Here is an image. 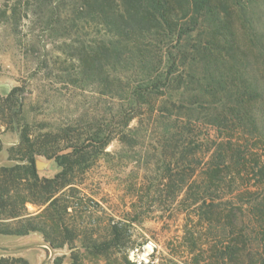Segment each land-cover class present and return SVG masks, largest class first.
Returning <instances> with one entry per match:
<instances>
[{
  "label": "rangeland",
  "instance_id": "obj_1",
  "mask_svg": "<svg viewBox=\"0 0 264 264\" xmlns=\"http://www.w3.org/2000/svg\"><path fill=\"white\" fill-rule=\"evenodd\" d=\"M82 1L0 0V98L18 88L13 109L21 111L13 120L0 115V168L22 163L17 151L24 125L33 140L54 136L51 147L58 155L71 151L63 135L76 123L85 136L87 126L103 123L107 129L113 123L116 135L59 193L71 204L64 215L69 231L58 233L55 244L41 232L0 233V258L8 264H18V258L29 264H261L264 0H211L214 8L228 10L232 47L225 32L212 36L203 17L204 27L181 41L188 58L178 59L175 75L184 81L161 88L164 94L141 113L122 89L139 79L142 42L126 46L117 24L82 11ZM187 4L174 3L181 23L192 16L182 17ZM211 39L220 51L193 62V45ZM97 42H112L123 59L101 55L94 62L91 49ZM146 43L162 58V71L172 61L170 52L182 55L174 38L160 42L154 34ZM213 75L222 79L217 94L205 90ZM191 141L197 153L194 179L183 153ZM218 146H231L229 155L239 150L242 158L229 164L218 181L214 200H208L213 206L201 209L202 201L195 202L199 188L190 190V185L205 180L202 172ZM36 159L42 178L62 170L55 158ZM44 208L27 204L31 215H41ZM5 221L14 223H0Z\"/></svg>",
  "mask_w": 264,
  "mask_h": 264
},
{
  "label": "trees",
  "instance_id": "obj_2",
  "mask_svg": "<svg viewBox=\"0 0 264 264\" xmlns=\"http://www.w3.org/2000/svg\"><path fill=\"white\" fill-rule=\"evenodd\" d=\"M186 1L189 6V11L181 8L183 10L182 17L187 18L191 13L192 16L185 23L180 22V17H175V0L82 1V11L86 8L95 17L105 19L104 21L106 23L108 21L113 25L117 24V29H121L122 34L127 39L126 42L128 44L126 43V46L132 44L134 40H140L142 42L140 44L139 55V64L141 65L139 79H137V82L135 81L132 87L124 86L122 89L124 92H127V99L132 104V109H138L139 113L154 104L153 98L164 94L161 88L170 87L172 83L178 81V78L180 83L182 80L184 81L183 76L177 77L175 75L178 59L184 62L188 58L187 51H184L185 45L181 44V41L189 33L196 32L201 25L204 27L203 23L205 21L203 17L208 18V25H205V28L209 30L212 36H223V32H225L226 37L227 35L230 36L233 34L230 30L227 9L214 8L211 0ZM234 1L240 3L243 0ZM136 34L137 36L135 37ZM154 34H156L160 42L174 38L182 54L180 57L174 56L171 52L168 54L169 59H172V61L167 71H162V58L154 53H150L148 50L146 40ZM226 37L225 40L227 41L229 37ZM124 39L120 41L124 43ZM227 43L231 48L232 41H227ZM96 44V47H92L91 49L94 62H99L101 55L106 58H110L107 57L108 55L111 57L115 55L117 60L123 59V51L119 53L120 51L115 49V46L113 49L111 47L113 45L112 42L110 45L104 44V42H97ZM216 46L218 44L215 39L200 42L197 45H193V55L189 57H192L193 62H196L202 55L205 57L208 55L214 57L215 51H220ZM211 78L205 90H209L214 94L216 91L217 94L218 87L222 86V81H220L222 79L221 77L217 79L214 75ZM17 91L18 88H14L7 98H0V115L2 117L6 116L10 120H13V118L18 119L19 114H21V111L13 109L17 104L15 99ZM243 100L240 98L241 102L239 106L244 103ZM176 105V103H173L172 107H177ZM177 108L179 111L182 109L181 106ZM165 110H169V107L166 106L164 108ZM190 124V122H187L184 129L189 128ZM102 125L103 123H96L95 126H87L89 133L86 136L84 133L86 130L83 131L81 125L76 123V125L71 127L68 126L64 130L65 134L63 135V139L69 141L68 148L71 151L64 155H58L52 151L53 147H51V144L55 141L52 140L54 136L45 134L42 139L33 140L29 126L24 125L22 127L21 143L17 151L20 154L19 158L22 163H17L11 167L3 166L0 168V221L12 220L14 222L9 223L5 221L0 223L1 234L25 236L32 232H41L46 242L55 244L59 237L58 233L69 231V227L64 220V215L68 213L71 204L69 199L59 195V193L62 189L72 184L69 178L76 171L82 172L89 168L88 164L91 159L97 158L100 152L104 151L111 141L116 138V135H114L115 129L112 127L113 123L107 129H103ZM177 127L178 124L174 126V128ZM177 134L175 132V135ZM192 144V141L187 145L183 144V147L186 146L183 153L187 160H189L191 169L189 179H194L196 172L192 164L197 153L192 147ZM229 147L227 150L220 146L216 147L210 161L206 165V169L202 172L204 176L202 179L205 180L200 183L201 185H198L195 181L190 185V190L195 187L199 188V191L196 190V194H199L197 196H201V199L198 197L195 199V202L202 201L200 205L201 209L213 206V203H208V200H214L211 199V196L218 189V181L221 180L222 175L229 168V164H233V162L235 164L236 159L242 158L239 150L229 155V151H231ZM37 155L55 158L58 166L62 170L54 178L40 177L37 170ZM10 159L15 160L13 157ZM28 203L44 206L45 208L40 213L41 215H31L28 213ZM229 216L230 218L233 216V211H230ZM6 261L8 260L0 258V264H8ZM14 261L18 264H29L23 258L14 259ZM73 264H78V262L75 260ZM261 264H264V261Z\"/></svg>",
  "mask_w": 264,
  "mask_h": 264
}]
</instances>
